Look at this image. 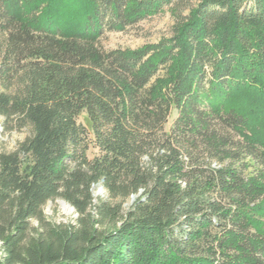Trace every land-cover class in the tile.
<instances>
[{"label":"trees","instance_id":"16d2710c","mask_svg":"<svg viewBox=\"0 0 264 264\" xmlns=\"http://www.w3.org/2000/svg\"><path fill=\"white\" fill-rule=\"evenodd\" d=\"M0 115V264H264V0H0Z\"/></svg>","mask_w":264,"mask_h":264},{"label":"rangeland","instance_id":"374dc122","mask_svg":"<svg viewBox=\"0 0 264 264\" xmlns=\"http://www.w3.org/2000/svg\"><path fill=\"white\" fill-rule=\"evenodd\" d=\"M173 25L174 18L171 16V13L165 9L164 12L144 19L134 26H129L123 31L105 32L102 37V45L106 49L117 47L137 48L145 43H154L162 37L169 36ZM80 121L87 125L84 116H81ZM30 134L29 128L8 130L6 128L5 118L0 115V152L9 153L17 150L19 145L24 142ZM101 185L102 184L99 183L92 189L93 196L95 197L94 203H97L99 200L113 204L120 202L119 199H111L105 188L102 190L100 189ZM132 203L131 198L128 201H124L123 207L126 209ZM43 212L47 220L54 224L73 223L78 218L75 208L63 199L49 201L43 207ZM33 226L36 227L37 223L33 222ZM3 256L2 245L0 243V259Z\"/></svg>","mask_w":264,"mask_h":264},{"label":"water","instance_id":"95a60500","mask_svg":"<svg viewBox=\"0 0 264 264\" xmlns=\"http://www.w3.org/2000/svg\"><path fill=\"white\" fill-rule=\"evenodd\" d=\"M103 188H104L103 185H101V188H100V189L102 190ZM134 200H135V197L133 196V197H132V202H133Z\"/></svg>","mask_w":264,"mask_h":264}]
</instances>
